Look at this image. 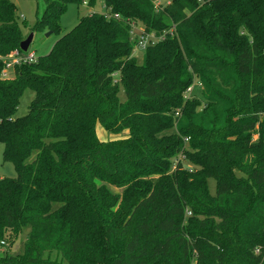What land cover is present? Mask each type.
Wrapping results in <instances>:
<instances>
[{"label":"trees","instance_id":"trees-1","mask_svg":"<svg viewBox=\"0 0 264 264\" xmlns=\"http://www.w3.org/2000/svg\"><path fill=\"white\" fill-rule=\"evenodd\" d=\"M95 1L42 0L33 32ZM155 2L104 0L3 78L25 36L0 0V242L25 233L0 264H264V0Z\"/></svg>","mask_w":264,"mask_h":264},{"label":"rangeland","instance_id":"rangeland-1","mask_svg":"<svg viewBox=\"0 0 264 264\" xmlns=\"http://www.w3.org/2000/svg\"><path fill=\"white\" fill-rule=\"evenodd\" d=\"M12 3L15 11V21L21 33L24 37L30 33H33V39L30 46L28 47L25 54L32 52L36 58L47 55L56 41L60 36L69 32L78 22L79 18L89 15L90 13L105 14L104 0H96L92 8L86 6V3H82L81 6L77 7L74 4H67L64 13L59 19V26L61 28L60 35L51 33L50 31H34L37 19L41 16L44 5L42 0H8ZM169 2V0H156L155 5L164 6ZM141 31L140 25H135L132 29L133 37L135 40L138 37ZM143 50L139 49L137 46L133 49L132 56L136 59L137 63L140 64L142 58ZM12 66V65H11ZM1 75L3 78L11 77L12 67L5 68L2 70ZM191 94L185 93L184 97H189L193 95L198 101H202L201 97V87L197 80L194 81L191 86ZM33 92L30 89H25L22 93V96L19 100V104L16 110V117L24 116L28 111V106L30 101L33 98ZM118 98L120 101L124 100V95L122 88L119 87ZM95 134L99 141H115L124 139L127 137V131H124L118 135H112L107 133L101 126L97 123L95 125ZM256 140V136L252 138ZM3 146L0 144V179L3 178H14L16 176L14 167L11 163L5 162L2 159ZM184 167H191V164L184 163ZM215 185L213 180H208V189L211 195L214 194ZM114 193H120V189L110 188ZM25 240V233H23L17 241L11 244L8 240H4V245H0V257L5 254L15 256L19 254L22 250V244ZM50 258L55 259V255L51 254Z\"/></svg>","mask_w":264,"mask_h":264},{"label":"built area","instance_id":"built-area-1","mask_svg":"<svg viewBox=\"0 0 264 264\" xmlns=\"http://www.w3.org/2000/svg\"><path fill=\"white\" fill-rule=\"evenodd\" d=\"M155 39L152 36H139L138 47L141 50H144L148 44H153ZM37 58L35 55L30 52L28 54L22 53L21 51H15L10 57V61L6 64V67H12L14 65H19L21 63H31L34 62ZM12 65V66H11ZM191 89L189 88L187 93H190ZM187 142V139L184 140ZM0 245H4L3 242H0Z\"/></svg>","mask_w":264,"mask_h":264},{"label":"water","instance_id":"water-1","mask_svg":"<svg viewBox=\"0 0 264 264\" xmlns=\"http://www.w3.org/2000/svg\"><path fill=\"white\" fill-rule=\"evenodd\" d=\"M32 39H33V33L28 34L26 38L20 42L19 51H21L22 53H26L28 47L31 44Z\"/></svg>","mask_w":264,"mask_h":264}]
</instances>
